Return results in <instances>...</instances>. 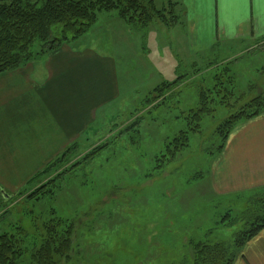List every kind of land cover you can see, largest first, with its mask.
<instances>
[{
  "label": "rangeland",
  "instance_id": "obj_1",
  "mask_svg": "<svg viewBox=\"0 0 264 264\" xmlns=\"http://www.w3.org/2000/svg\"><path fill=\"white\" fill-rule=\"evenodd\" d=\"M153 2L165 17L147 30L126 24L117 10L102 12L67 44L114 58L121 94L100 108L66 159L18 190L11 185L19 177L0 174V216L7 230L26 231L30 250L42 244L46 225L72 227L74 251L61 264H190L198 243L232 244L245 229L242 214L258 201L257 193L219 195L210 176L224 122L264 92V39L234 54L199 52L180 11ZM41 49L37 41L31 61L48 55ZM163 84L173 86L161 92ZM201 93L209 112L200 115Z\"/></svg>",
  "mask_w": 264,
  "mask_h": 264
},
{
  "label": "crops",
  "instance_id": "obj_2",
  "mask_svg": "<svg viewBox=\"0 0 264 264\" xmlns=\"http://www.w3.org/2000/svg\"><path fill=\"white\" fill-rule=\"evenodd\" d=\"M167 2L180 11L179 22L199 52L234 54L264 39V0ZM116 67L111 56L88 47L75 51L65 44L0 75V174L19 177L11 189L32 181L87 135L100 108L119 98ZM212 170L210 179L219 195H264V116L231 132ZM234 264H264V229Z\"/></svg>",
  "mask_w": 264,
  "mask_h": 264
},
{
  "label": "trees",
  "instance_id": "obj_3",
  "mask_svg": "<svg viewBox=\"0 0 264 264\" xmlns=\"http://www.w3.org/2000/svg\"><path fill=\"white\" fill-rule=\"evenodd\" d=\"M114 10L126 24L143 30L161 20L166 11H158L153 0H0V75L30 62L34 57L32 47L37 41L42 43V54L54 51L87 34L99 13ZM172 24L166 21L165 26ZM167 86L173 85L163 84L161 92H165ZM200 101L199 114H207L204 93ZM259 116H264V92L224 122L228 130L221 151L238 125ZM74 147L68 148L56 161H64ZM43 190L41 188L36 195H41ZM258 196V201L251 202L250 209L242 214L240 221H244L245 229L236 234L233 243H198L193 247L190 264H234L245 245L264 229V195ZM8 226L7 218L0 216V264H26L29 252L32 264H61L68 262L74 251L72 227L62 232L60 220L44 227L46 234L41 236L42 244L32 250L25 243L26 231L16 227L7 230Z\"/></svg>",
  "mask_w": 264,
  "mask_h": 264
},
{
  "label": "water",
  "instance_id": "obj_4",
  "mask_svg": "<svg viewBox=\"0 0 264 264\" xmlns=\"http://www.w3.org/2000/svg\"><path fill=\"white\" fill-rule=\"evenodd\" d=\"M2 193H3V195H5L4 197H5V199H7V200H9V199L12 198V197L8 196V194H6V193H4V192H2Z\"/></svg>",
  "mask_w": 264,
  "mask_h": 264
}]
</instances>
